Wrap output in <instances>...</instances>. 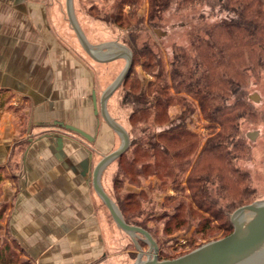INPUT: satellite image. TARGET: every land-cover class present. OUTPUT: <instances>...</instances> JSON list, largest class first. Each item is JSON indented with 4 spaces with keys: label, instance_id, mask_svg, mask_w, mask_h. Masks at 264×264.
Instances as JSON below:
<instances>
[{
    "label": "crops",
    "instance_id": "1",
    "mask_svg": "<svg viewBox=\"0 0 264 264\" xmlns=\"http://www.w3.org/2000/svg\"><path fill=\"white\" fill-rule=\"evenodd\" d=\"M82 49L66 0H0V231L22 258L2 250L0 264H121L130 256L93 183L116 135L91 97L100 63Z\"/></svg>",
    "mask_w": 264,
    "mask_h": 264
},
{
    "label": "trees",
    "instance_id": "2",
    "mask_svg": "<svg viewBox=\"0 0 264 264\" xmlns=\"http://www.w3.org/2000/svg\"><path fill=\"white\" fill-rule=\"evenodd\" d=\"M143 1L119 0L114 16L100 10L97 14L133 32L131 38L123 37V42L132 49L134 63L140 57L149 58L144 64L155 76L147 83L130 78L133 63L124 81H130L127 95L133 107L129 120L140 136L131 131V145L118 158L121 172L115 178V187L119 191V174L158 176L161 188L171 185L176 191L164 197L163 206L171 211L164 217L166 233L194 228L193 236L199 232L205 236L220 229L226 236L234 228L232 212L256 199L250 174L238 163L246 152L239 140L241 121L255 113L252 101L240 91L264 74V0H149L148 20L153 24L174 3L180 9L204 2L211 14L228 11L230 15L211 24L205 35L195 34L190 48L175 46L171 85L161 54L148 44L140 48L132 42L137 36L134 28L144 20L137 14ZM174 104L182 108L177 118L170 116L169 107ZM197 104L210 131L203 141L201 133L187 125V117L193 116ZM186 173L189 193H183L185 187L181 185ZM140 189L125 196L117 193L114 200L127 222L146 228L155 237L147 223L139 220L146 209L143 204L151 200L148 191ZM2 250L9 256L14 253L6 241Z\"/></svg>",
    "mask_w": 264,
    "mask_h": 264
},
{
    "label": "rangeland",
    "instance_id": "3",
    "mask_svg": "<svg viewBox=\"0 0 264 264\" xmlns=\"http://www.w3.org/2000/svg\"><path fill=\"white\" fill-rule=\"evenodd\" d=\"M118 1L119 0H74V13L76 18L78 20L81 19L80 21L82 26L87 30L90 39L97 41V44H101L102 42L106 41H119L124 43L123 37L128 39L131 38V33L133 32L126 28L119 27L118 24L116 25L113 22H107L97 16V14H100V12L102 14L108 12V14L113 15L112 13L115 12L114 9ZM96 8H98V10ZM124 8L125 11H128L129 6L127 5ZM210 11H212L210 6L204 2L198 4V6L195 8L181 7L180 9L178 8V5L174 3L171 5V7L160 13V16L155 18V24H153L148 20L149 0H144L141 2L137 10V14L139 16H143L144 20L139 24L138 28H134L137 36L132 40V42L137 43L138 47L140 48L148 44L154 49L155 52L161 54L162 62L166 66L167 78L170 81V85L172 84L170 68L174 57L175 46L181 45L190 48L195 34L205 35L206 29L211 24L215 23L217 20L228 18L230 16L228 11H220L219 13L216 12L213 14H211ZM83 55L87 57L88 61L94 60L85 52V50H83ZM148 62L149 58L140 57V61L134 63V68L130 78L133 77L132 79H134L138 77L139 79L145 81V83H147L149 80H154L155 76L152 73L153 71L146 67V64H144ZM99 63L100 83L98 85L99 91L97 92L98 98L100 97L103 90L118 77L126 64V61L123 59H116L106 63ZM129 85L130 81L128 83L125 82L113 93L108 101V103L111 104L110 107L112 113L110 112L109 105L108 110L110 114L128 130L130 137H132L131 131L134 130V127L132 126V122L129 120V116L133 105L130 103V98L127 95ZM171 89V91H174L173 88ZM255 93L258 95L257 99H253L251 97ZM241 94L247 95L252 101V109L255 111V113L253 116L247 119L244 118L241 121V135L239 140L245 144L246 152L244 153V157H240L238 159V163L250 174L251 187L256 191L255 200H263L264 74L260 78H253L247 87L240 91V95ZM196 108L197 109L193 113V116L190 118L187 117V125L193 131L201 133L203 141L210 131L207 129V123L203 118L198 104ZM169 111L171 117L177 118L180 115L182 108L180 105L174 104L169 107ZM134 132L137 136H140L138 129L134 130ZM252 132H257L254 138L250 136V133ZM114 133L116 135V142L113 149H111L112 151L119 148L122 143L120 135H118L115 131ZM106 169L107 170L104 171V182H106L105 184L107 185V188L105 189L113 199L117 193L125 196L129 192H139L142 189H140V187H143L146 191H148V197L150 196L151 200L150 203L146 201L143 204L142 208L146 209H143L145 212L141 215L139 220L145 221L147 226L155 234L157 239L153 234L152 235L158 243V255L160 259L178 257L188 253L205 242L223 237L222 235L224 234V231L220 229L205 236H203L201 232L193 236L192 233L194 228H191L187 232L183 231L181 228L176 229L175 232L172 231L173 233L169 231L166 233L163 229L164 217L171 211L167 206H163L164 197L167 194L175 195V189L171 188V185L167 188H161L162 179L160 180V177L158 176L153 175L146 177L137 176L135 173H126V175L119 174L122 180L118 181L117 187L120 188L118 191L114 183L118 172H121L118 159L110 163ZM186 176L187 173L185 174V178L183 180L184 182L181 184L183 187H185L183 193L190 192L188 189V184L185 181ZM164 179L168 180L169 178ZM139 183H141L140 187H138ZM0 235V243H2L3 240L9 242V238L4 232L0 231ZM123 235L129 242L130 253L128 255L130 256L121 264L133 263L136 261L140 253H142V258L145 259L147 257V253L150 251V245L145 240V237L138 235L135 237V240L125 231H123ZM9 245L13 247V250L16 253L15 259H18V262H21L22 258H19L18 256L19 250L16 249L15 245Z\"/></svg>",
    "mask_w": 264,
    "mask_h": 264
},
{
    "label": "water",
    "instance_id": "4",
    "mask_svg": "<svg viewBox=\"0 0 264 264\" xmlns=\"http://www.w3.org/2000/svg\"><path fill=\"white\" fill-rule=\"evenodd\" d=\"M66 1L69 21L85 51L99 62H109L119 58H124L126 61L123 70L106 87L99 100L96 90L93 89L92 91L91 97L95 113L97 115L100 113L122 139L120 147L103 155L96 165L93 183L96 192L108 207L118 227L134 239L138 235L144 236L150 245L147 257L143 259L142 253H140L136 261L131 264H264V199L255 200L236 208L231 214L234 228L228 235L205 242L188 253L175 258L160 259L158 243L151 232L142 226L126 221L116 201L104 189L101 182V173L110 163L124 154L131 145L130 133L110 114L108 101L131 73L134 63L133 51L128 45L119 41H110L97 45L90 43L75 16L74 0ZM251 97L257 99L258 95L255 93ZM61 124L93 140L92 136L84 130L62 122ZM256 134L257 132H252L250 136L254 138Z\"/></svg>",
    "mask_w": 264,
    "mask_h": 264
}]
</instances>
